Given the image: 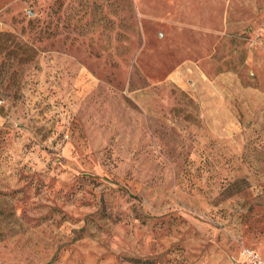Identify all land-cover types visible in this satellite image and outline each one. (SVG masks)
Listing matches in <instances>:
<instances>
[{"label": "rangeland", "instance_id": "374dc122", "mask_svg": "<svg viewBox=\"0 0 264 264\" xmlns=\"http://www.w3.org/2000/svg\"><path fill=\"white\" fill-rule=\"evenodd\" d=\"M0 264H264V0H0Z\"/></svg>", "mask_w": 264, "mask_h": 264}, {"label": "built area", "instance_id": "2783aa9c", "mask_svg": "<svg viewBox=\"0 0 264 264\" xmlns=\"http://www.w3.org/2000/svg\"><path fill=\"white\" fill-rule=\"evenodd\" d=\"M243 254L247 255L249 258L251 257V254L249 253V251H244Z\"/></svg>", "mask_w": 264, "mask_h": 264}]
</instances>
